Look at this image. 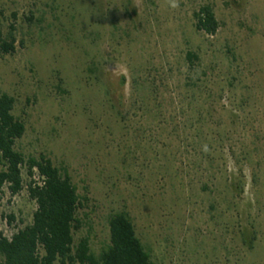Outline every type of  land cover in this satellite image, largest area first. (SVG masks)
Listing matches in <instances>:
<instances>
[{
  "label": "rangeland",
  "instance_id": "obj_1",
  "mask_svg": "<svg viewBox=\"0 0 264 264\" xmlns=\"http://www.w3.org/2000/svg\"><path fill=\"white\" fill-rule=\"evenodd\" d=\"M9 36L14 148L68 174L74 244L97 254L123 210L152 264H264V0H0ZM22 180L0 189L4 236L35 208Z\"/></svg>",
  "mask_w": 264,
  "mask_h": 264
},
{
  "label": "trees",
  "instance_id": "obj_2",
  "mask_svg": "<svg viewBox=\"0 0 264 264\" xmlns=\"http://www.w3.org/2000/svg\"><path fill=\"white\" fill-rule=\"evenodd\" d=\"M194 28L207 35L215 33L218 22L208 5L192 14ZM14 38L0 39V53L14 49ZM191 64L196 55L185 53ZM13 99L0 93V189L17 194L23 185L35 208L28 224L16 229L10 237L0 232V264H152L148 252L137 237L128 214L116 211L107 216L108 243L97 254L90 251L87 237L74 244L72 231L80 225L76 217L80 198L68 174L54 166L45 156L27 155L14 148L24 131L23 124L13 116ZM12 215L7 219L12 220Z\"/></svg>",
  "mask_w": 264,
  "mask_h": 264
},
{
  "label": "built area",
  "instance_id": "obj_3",
  "mask_svg": "<svg viewBox=\"0 0 264 264\" xmlns=\"http://www.w3.org/2000/svg\"><path fill=\"white\" fill-rule=\"evenodd\" d=\"M6 237L9 238L10 237V234L8 236H6Z\"/></svg>",
  "mask_w": 264,
  "mask_h": 264
}]
</instances>
